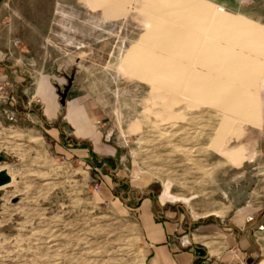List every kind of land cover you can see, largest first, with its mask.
I'll return each mask as SVG.
<instances>
[{
    "label": "rangeland",
    "instance_id": "rangeland-1",
    "mask_svg": "<svg viewBox=\"0 0 264 264\" xmlns=\"http://www.w3.org/2000/svg\"><path fill=\"white\" fill-rule=\"evenodd\" d=\"M1 3L0 71L9 78L0 84L11 93H0V174L9 180L0 187V264H148L130 205L143 194L129 191L134 176L156 189L170 183L193 213L264 203L253 127L264 26L200 0ZM250 27L251 44L235 38ZM49 72L99 109L95 127L119 149L114 167L86 160L66 121L54 125L60 134L41 111L42 125L33 121L36 80ZM65 116L90 132L88 113ZM103 175L126 181L114 202L100 198Z\"/></svg>",
    "mask_w": 264,
    "mask_h": 264
},
{
    "label": "crops",
    "instance_id": "crops-1",
    "mask_svg": "<svg viewBox=\"0 0 264 264\" xmlns=\"http://www.w3.org/2000/svg\"><path fill=\"white\" fill-rule=\"evenodd\" d=\"M94 1L103 2L104 0ZM153 1H157L159 5L161 0ZM169 1L162 0L164 5L173 0ZM200 1L206 2L216 10L223 9L248 25L264 26V0ZM1 9H3L2 3L0 4ZM179 9L177 7L174 14H177L179 18H184L183 14L187 11ZM252 31L253 27L239 30L234 36L243 38L251 44ZM1 32L0 30V34ZM8 75L9 72L0 71V77L8 79ZM19 77L23 80V75ZM36 81L39 82L37 95L41 102L40 110L31 113L35 116L33 121L36 124L42 125L40 111L44 123L49 125L48 128L58 131L59 134L60 127L54 125L66 121L72 129V136L77 146L80 143L79 138L82 139V148L88 147L81 151L86 160L96 162V159L117 158L119 153L117 146L109 139L106 140L105 136L95 127L96 121L102 116L99 109L93 103L81 100L71 84L68 85L69 80L66 75H59L56 72L43 73L37 77ZM60 82H65L66 88L64 103L60 99L63 106L58 104L57 92L60 94ZM21 86L24 87L23 84ZM257 97L258 122L253 127L257 132V145L264 150V74L259 79ZM67 112L77 115L78 121L86 120L88 113L93 123L90 132L83 133L81 126L74 130L70 125V120L65 116ZM122 180L119 178L118 181H113L111 176H104L100 190L102 201L114 202L116 199L114 188ZM123 182L126 183V181ZM130 184L129 191H133L134 194L143 193L136 197L137 200L136 203H132V209L137 214L145 245L148 248V264H264V228H261L264 226V203L242 205L224 215L216 212L199 214L188 211L189 205L186 199L174 191L170 183H161L156 189L151 181L139 180L137 176H134ZM133 198L129 195L127 199L132 200Z\"/></svg>",
    "mask_w": 264,
    "mask_h": 264
},
{
    "label": "trees",
    "instance_id": "trees-1",
    "mask_svg": "<svg viewBox=\"0 0 264 264\" xmlns=\"http://www.w3.org/2000/svg\"><path fill=\"white\" fill-rule=\"evenodd\" d=\"M13 99H15V96L14 95H12V97H11V101L13 100ZM92 156H94V155H92ZM93 158H96L95 156L93 157ZM115 159L114 158H112V157H107V158H103V159H96V162H95V166L96 167H102V163L104 162V161H106L109 165H111V167H114L115 165H116V162L114 161ZM106 172H107V170H106ZM115 181H116V179H115ZM121 186H125L124 185V183H122V181H121V183H120V187ZM126 187V186H125ZM124 187V188H125ZM115 190V189H114ZM118 194H120V192H119V190H117V191H115V195H118ZM131 205V207H132V204H130Z\"/></svg>",
    "mask_w": 264,
    "mask_h": 264
},
{
    "label": "built area",
    "instance_id": "built-area-1",
    "mask_svg": "<svg viewBox=\"0 0 264 264\" xmlns=\"http://www.w3.org/2000/svg\"><path fill=\"white\" fill-rule=\"evenodd\" d=\"M244 1H249V0H244ZM223 10V9H222ZM19 42L20 41H18V40H16L15 41V44H19ZM9 88H11L10 87V85L7 83V82H4V83H1L0 84V93L2 94V95H4V96H6L7 98H9L10 97V90H9ZM103 165L102 166H106L107 165V162L106 161H104L103 163H102ZM98 184L96 185V188H98ZM261 228H264V226H262Z\"/></svg>",
    "mask_w": 264,
    "mask_h": 264
},
{
    "label": "water",
    "instance_id": "water-1",
    "mask_svg": "<svg viewBox=\"0 0 264 264\" xmlns=\"http://www.w3.org/2000/svg\"><path fill=\"white\" fill-rule=\"evenodd\" d=\"M63 103H64V101H65V94L63 95ZM8 177H7V175L6 174H0V182H1V180L3 179V180H8L7 179Z\"/></svg>",
    "mask_w": 264,
    "mask_h": 264
},
{
    "label": "bare ground",
    "instance_id": "bare-ground-1",
    "mask_svg": "<svg viewBox=\"0 0 264 264\" xmlns=\"http://www.w3.org/2000/svg\"><path fill=\"white\" fill-rule=\"evenodd\" d=\"M8 181H9V180L6 181V180H3V179H2L1 182H0V187L3 186V185H5V184H7Z\"/></svg>",
    "mask_w": 264,
    "mask_h": 264
}]
</instances>
